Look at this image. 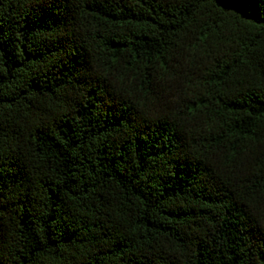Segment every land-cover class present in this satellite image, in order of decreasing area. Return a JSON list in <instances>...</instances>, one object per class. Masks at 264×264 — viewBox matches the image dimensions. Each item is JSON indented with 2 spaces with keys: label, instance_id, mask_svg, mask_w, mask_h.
<instances>
[{
  "label": "trees",
  "instance_id": "obj_1",
  "mask_svg": "<svg viewBox=\"0 0 264 264\" xmlns=\"http://www.w3.org/2000/svg\"><path fill=\"white\" fill-rule=\"evenodd\" d=\"M0 264H264V0H0Z\"/></svg>",
  "mask_w": 264,
  "mask_h": 264
}]
</instances>
